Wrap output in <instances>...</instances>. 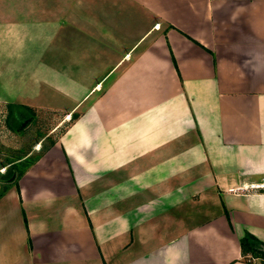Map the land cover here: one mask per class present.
Instances as JSON below:
<instances>
[{"label":"crops","instance_id":"crops-1","mask_svg":"<svg viewBox=\"0 0 264 264\" xmlns=\"http://www.w3.org/2000/svg\"><path fill=\"white\" fill-rule=\"evenodd\" d=\"M0 100L76 114L0 264H264V0H0Z\"/></svg>","mask_w":264,"mask_h":264},{"label":"rangeland","instance_id":"rangeland-1","mask_svg":"<svg viewBox=\"0 0 264 264\" xmlns=\"http://www.w3.org/2000/svg\"><path fill=\"white\" fill-rule=\"evenodd\" d=\"M10 103L0 100V195L19 182L75 118L59 110L31 108L24 112L28 115L24 121L11 126L8 123ZM9 171L13 172L10 176Z\"/></svg>","mask_w":264,"mask_h":264},{"label":"trees","instance_id":"trees-1","mask_svg":"<svg viewBox=\"0 0 264 264\" xmlns=\"http://www.w3.org/2000/svg\"><path fill=\"white\" fill-rule=\"evenodd\" d=\"M9 105H10L9 106L10 112L8 115V123L11 126H13L15 122L19 120L24 121L28 116L24 112L31 110L29 106L20 103L12 102ZM73 116L76 117V114H74ZM12 173H13L12 171H9L8 172L9 176L12 175ZM3 193L0 195V197L3 195ZM242 248H243V252L245 253L248 251H252L253 253H261L264 256V242L261 241L259 238H257L251 232H246L245 236L242 238Z\"/></svg>","mask_w":264,"mask_h":264},{"label":"built area","instance_id":"built-area-1","mask_svg":"<svg viewBox=\"0 0 264 264\" xmlns=\"http://www.w3.org/2000/svg\"><path fill=\"white\" fill-rule=\"evenodd\" d=\"M250 190V189H264V180L261 181H252L247 184H243L239 187H232L231 190L238 191V190Z\"/></svg>","mask_w":264,"mask_h":264}]
</instances>
